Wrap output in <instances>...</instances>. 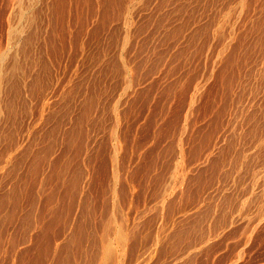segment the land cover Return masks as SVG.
I'll list each match as a JSON object with an SVG mask.
<instances>
[{
    "label": "rangeland",
    "instance_id": "1",
    "mask_svg": "<svg viewBox=\"0 0 264 264\" xmlns=\"http://www.w3.org/2000/svg\"><path fill=\"white\" fill-rule=\"evenodd\" d=\"M0 264H264V0H0Z\"/></svg>",
    "mask_w": 264,
    "mask_h": 264
},
{
    "label": "bare ground",
    "instance_id": "2",
    "mask_svg": "<svg viewBox=\"0 0 264 264\" xmlns=\"http://www.w3.org/2000/svg\"><path fill=\"white\" fill-rule=\"evenodd\" d=\"M1 80V79H0Z\"/></svg>",
    "mask_w": 264,
    "mask_h": 264
}]
</instances>
